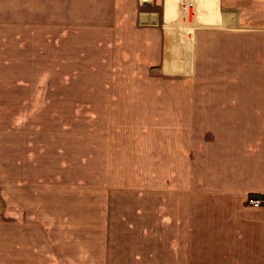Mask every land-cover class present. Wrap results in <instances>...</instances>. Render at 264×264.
I'll list each match as a JSON object with an SVG mask.
<instances>
[{"label":"rangeland","instance_id":"1","mask_svg":"<svg viewBox=\"0 0 264 264\" xmlns=\"http://www.w3.org/2000/svg\"><path fill=\"white\" fill-rule=\"evenodd\" d=\"M35 8L18 28L9 0L0 13V186L19 207L35 206L45 232L65 243L47 252L36 244L20 262L153 264L154 165L157 149L161 165L170 146V102L202 96L179 86L209 78L202 69L168 74L166 46L155 35L157 44L143 43L137 16L107 26L102 14L63 12L58 0ZM196 37L201 64L214 45L206 55Z\"/></svg>","mask_w":264,"mask_h":264},{"label":"crops","instance_id":"2","mask_svg":"<svg viewBox=\"0 0 264 264\" xmlns=\"http://www.w3.org/2000/svg\"><path fill=\"white\" fill-rule=\"evenodd\" d=\"M51 1L9 0L11 23L29 26L36 4ZM58 1L63 12L105 16L107 26L137 16L143 43L154 46L155 35L166 46L168 74L198 76L202 69L209 78L179 86L202 96L170 102V146L161 150V165L157 149L154 165L153 264H264V0ZM197 33L206 55L214 45L215 56H205L202 66ZM226 76L231 83L222 82ZM42 223L35 206L19 207L0 186V264H24L20 251L33 257L36 244L47 252L65 243L51 239Z\"/></svg>","mask_w":264,"mask_h":264}]
</instances>
